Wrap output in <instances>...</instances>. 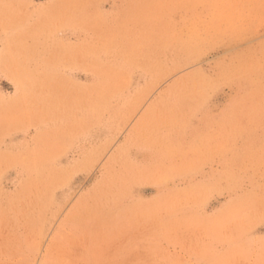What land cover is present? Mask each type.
<instances>
[{
  "label": "rangeland",
  "instance_id": "374dc122",
  "mask_svg": "<svg viewBox=\"0 0 264 264\" xmlns=\"http://www.w3.org/2000/svg\"><path fill=\"white\" fill-rule=\"evenodd\" d=\"M0 264H264V0H0Z\"/></svg>",
  "mask_w": 264,
  "mask_h": 264
}]
</instances>
